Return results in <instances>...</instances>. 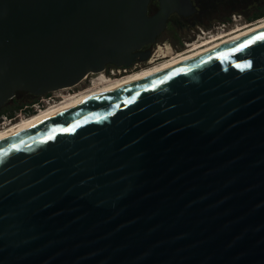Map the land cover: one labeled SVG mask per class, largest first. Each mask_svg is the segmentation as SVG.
<instances>
[{
    "label": "water",
    "instance_id": "obj_1",
    "mask_svg": "<svg viewBox=\"0 0 264 264\" xmlns=\"http://www.w3.org/2000/svg\"><path fill=\"white\" fill-rule=\"evenodd\" d=\"M152 1L0 0V108L147 61ZM262 33L0 138V264H264Z\"/></svg>",
    "mask_w": 264,
    "mask_h": 264
},
{
    "label": "bare ground",
    "instance_id": "obj_2",
    "mask_svg": "<svg viewBox=\"0 0 264 264\" xmlns=\"http://www.w3.org/2000/svg\"><path fill=\"white\" fill-rule=\"evenodd\" d=\"M263 29H264V18L256 21L255 23L249 26L246 25V27H241V28L237 27L234 30H230L225 33H219L214 36H209L207 39H205L203 42L199 44L197 42L196 44H192L191 45L192 47L189 50L187 49L186 51L176 54V55L173 54L172 57H171L172 50L171 52L170 51L163 52L162 50V53L158 54L159 57L151 58L147 62V64L149 65L147 68H144L143 64L141 63L140 65H136V68H133L127 73L115 72L112 75H107L103 72L98 77V79H96L98 84L96 85L95 88L93 89L91 88L89 91L86 90L87 92L80 93L77 95H67V96L65 95L62 97L60 96L61 98H63L62 101L56 102L55 104H51L49 107L46 106L44 108H41L40 110L36 111L34 114L28 117H23L16 122H11L9 125L1 128L0 138L8 134H11L13 132L23 130L37 122H40L56 113H59L105 90H108L110 88L123 84L125 82H128L130 80L136 79L148 73L154 72L156 70L162 69L164 67L170 66L172 64L178 63L180 61L186 60L193 56L199 55L201 53L207 52L214 48L223 46L234 40H238L245 36H249ZM168 50H169V47H168ZM169 57L171 58L168 59ZM165 58L168 60L156 66L150 67L156 61L160 59H165ZM92 83H94V81H92ZM64 89H68V88H64Z\"/></svg>",
    "mask_w": 264,
    "mask_h": 264
},
{
    "label": "rangeland",
    "instance_id": "obj_3",
    "mask_svg": "<svg viewBox=\"0 0 264 264\" xmlns=\"http://www.w3.org/2000/svg\"><path fill=\"white\" fill-rule=\"evenodd\" d=\"M157 9H158V1L154 0L151 3L150 11L151 13H154ZM173 18H175V16H173ZM262 18H264V16L258 17L251 21L250 20L244 21L241 24H238L236 26L230 27L229 29H226L225 31L219 29L217 31H214L212 36L217 35L219 33H225L230 30H234L237 27L241 28V27H246V25L249 26L255 23L256 21L261 20ZM216 25L220 26L219 23H216ZM199 28L204 29L205 31L211 30V26H205L203 25V23H196L195 25L190 26V27H181L179 25L176 26V25L171 24V26L167 29V31L163 32V34L157 39V43L151 45L152 48L154 49L153 53H155L151 57L152 58L159 57L158 54H161L162 50L163 52H166V51L171 52L172 50L171 52L172 55L170 54L172 57L173 54L176 55V54L186 51L187 49L189 50L192 47L191 45L196 44V42L198 44L203 42L209 36L203 35V37H199L197 41V37H195L194 33L196 34L198 33V35H201L200 32L198 31ZM190 36H193L194 40H192V38L189 40L188 38H190ZM185 43H188L187 46ZM168 47H169V50H168ZM171 57H169L168 59H170ZM168 59L166 58L160 59L156 61L155 63H153L150 67L163 63ZM143 66L144 68H147L149 65L143 64ZM96 79H98V77H91L88 79L85 78L84 81H82L81 83H79L78 85L74 87H71L68 89H61L56 92H51L45 96H53L56 100H58V99H61V97L65 95L66 96L67 95H77L80 93H84V92H87L86 90L89 91L91 88L93 89L96 87V85L98 84ZM92 81H94V83H92ZM86 82L87 84H85ZM36 104H40V105L44 104L43 102H41V97L32 95L28 92H19L16 94V96L12 100H10L7 104H5L3 107L0 108V116L7 115L9 118L13 119L12 122H16L23 117H28L34 114L36 110L35 108L38 106V105L36 106Z\"/></svg>",
    "mask_w": 264,
    "mask_h": 264
},
{
    "label": "flooded vegetation",
    "instance_id": "obj_4",
    "mask_svg": "<svg viewBox=\"0 0 264 264\" xmlns=\"http://www.w3.org/2000/svg\"><path fill=\"white\" fill-rule=\"evenodd\" d=\"M192 3L195 7V11L186 16L179 14L171 15L165 31H167L171 24L176 26L179 25L181 27H190L196 23H203L205 26H211V30L207 31L199 28L198 31L201 35L194 33L198 41V38L203 37V35L212 36L213 32L219 29L225 31L226 29L241 24L244 21H251L264 16V0H192ZM173 16H175V18H173ZM216 23H219L220 26H217ZM222 24H226V26L222 27ZM191 38L194 40L193 36H190L188 39L190 40ZM185 44L187 46L188 43ZM145 49L150 50V58L147 61L135 62L130 67L131 70L141 63L146 65L152 58L151 56L155 54L153 53L154 49L151 45L145 47ZM112 67H114V65H107V75L110 73ZM87 82L85 84H87Z\"/></svg>",
    "mask_w": 264,
    "mask_h": 264
},
{
    "label": "built area",
    "instance_id": "obj_5",
    "mask_svg": "<svg viewBox=\"0 0 264 264\" xmlns=\"http://www.w3.org/2000/svg\"><path fill=\"white\" fill-rule=\"evenodd\" d=\"M226 24H222V27H225ZM130 67H117V66H114L110 69V73L108 75H112L114 74L115 72H123V73H127L128 71H130ZM105 74L107 73L106 69L105 71H103ZM63 98L61 99H58L56 100L53 96H42L41 97V102H43L44 104L40 105V104H36V111L40 110L41 108H44V107H49L51 104H55L56 102H59V101H62ZM42 106V107H41ZM13 121L12 118H9L7 115H1L0 116V129L9 125L11 122Z\"/></svg>",
    "mask_w": 264,
    "mask_h": 264
},
{
    "label": "snow or ice",
    "instance_id": "obj_6",
    "mask_svg": "<svg viewBox=\"0 0 264 264\" xmlns=\"http://www.w3.org/2000/svg\"><path fill=\"white\" fill-rule=\"evenodd\" d=\"M261 38H264V33L261 34ZM241 47H244L243 45ZM240 65H238L239 67Z\"/></svg>",
    "mask_w": 264,
    "mask_h": 264
},
{
    "label": "trees",
    "instance_id": "obj_7",
    "mask_svg": "<svg viewBox=\"0 0 264 264\" xmlns=\"http://www.w3.org/2000/svg\"><path fill=\"white\" fill-rule=\"evenodd\" d=\"M153 1H154V0H153ZM153 1H152V2H153ZM152 2H151V3H152ZM149 9L151 10V5H150V8H149ZM150 12H151V11H150ZM17 93H19V92H17Z\"/></svg>",
    "mask_w": 264,
    "mask_h": 264
}]
</instances>
